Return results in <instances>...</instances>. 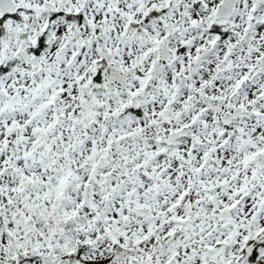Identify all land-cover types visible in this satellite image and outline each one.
<instances>
[{
    "label": "snow or ice",
    "instance_id": "snow-or-ice-1",
    "mask_svg": "<svg viewBox=\"0 0 264 264\" xmlns=\"http://www.w3.org/2000/svg\"><path fill=\"white\" fill-rule=\"evenodd\" d=\"M0 264H264V0H0Z\"/></svg>",
    "mask_w": 264,
    "mask_h": 264
}]
</instances>
